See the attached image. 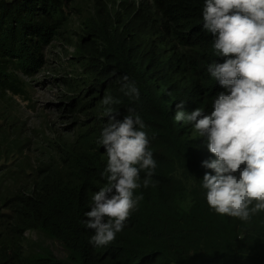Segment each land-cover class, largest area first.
Returning a JSON list of instances; mask_svg holds the SVG:
<instances>
[{
  "label": "trees",
  "instance_id": "1",
  "mask_svg": "<svg viewBox=\"0 0 264 264\" xmlns=\"http://www.w3.org/2000/svg\"><path fill=\"white\" fill-rule=\"evenodd\" d=\"M76 1L0 0V102L8 92L23 97L24 79L43 71L45 49L64 38L80 9ZM90 2L66 38L74 71L61 79L60 115L72 127L53 131L36 163L22 157L18 141L0 145L6 160L0 163V264H264V212L241 221L210 209L202 179L215 172L202 162L216 157L206 136L174 119L176 104L184 102L186 112L211 111L225 91L207 71L224 58L214 54V36L203 28L204 0ZM125 75L139 99L120 90ZM106 94L120 100L113 106L117 120L130 107L143 119L157 167L147 188L141 172L135 195L143 199L123 230L96 247L84 213L106 183L108 158L99 144ZM8 118L0 108V119ZM28 230L57 240L66 257L49 248L26 251Z\"/></svg>",
  "mask_w": 264,
  "mask_h": 264
},
{
  "label": "clouds",
  "instance_id": "2",
  "mask_svg": "<svg viewBox=\"0 0 264 264\" xmlns=\"http://www.w3.org/2000/svg\"><path fill=\"white\" fill-rule=\"evenodd\" d=\"M203 28L214 36L212 49L223 63L213 61L207 71L225 91L219 92L211 111L196 108L184 111V102L176 104L175 121L193 126L200 137H207V148L216 159L202 166V187L210 209L241 221L264 212V0H204ZM121 91L139 99L140 92L127 75ZM108 121L99 144L106 150V183L92 196V205L84 213L85 226L93 230L90 243L96 247L113 242L125 227L147 188L157 167L149 150V138L140 115L133 108L123 120H117L120 103L111 94L102 101Z\"/></svg>",
  "mask_w": 264,
  "mask_h": 264
},
{
  "label": "rangeland",
  "instance_id": "3",
  "mask_svg": "<svg viewBox=\"0 0 264 264\" xmlns=\"http://www.w3.org/2000/svg\"><path fill=\"white\" fill-rule=\"evenodd\" d=\"M76 4L80 9L74 11L76 15L71 19L69 30L64 32V38L54 40L45 49L47 62L43 71L24 79L26 90L24 96H13L8 92L9 97H5L0 102V108L9 114L5 122L0 119L5 131L4 135L0 134V145H12L13 142L18 141L23 144L22 157H26L31 162L36 163L39 160L40 151L45 148L53 131L62 133L72 127L71 121L60 115L62 97L66 96L61 79L74 71L67 62L72 48L69 47L66 38L77 27L80 13L85 12L91 2L77 0ZM14 156L16 155L10 156L9 159H13ZM5 161L1 158L0 163L4 164ZM25 238L24 248L28 252L49 248L58 258H65L67 255L66 250L57 240L48 238L41 232L28 230L25 232Z\"/></svg>",
  "mask_w": 264,
  "mask_h": 264
}]
</instances>
